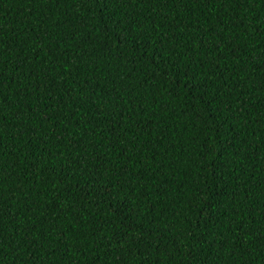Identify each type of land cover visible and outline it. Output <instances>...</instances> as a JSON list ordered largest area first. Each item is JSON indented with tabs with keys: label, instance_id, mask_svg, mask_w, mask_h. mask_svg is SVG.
<instances>
[{
	"label": "trees",
	"instance_id": "obj_1",
	"mask_svg": "<svg viewBox=\"0 0 264 264\" xmlns=\"http://www.w3.org/2000/svg\"><path fill=\"white\" fill-rule=\"evenodd\" d=\"M0 264H264V0H0Z\"/></svg>",
	"mask_w": 264,
	"mask_h": 264
},
{
	"label": "snow or ice",
	"instance_id": "obj_2",
	"mask_svg": "<svg viewBox=\"0 0 264 264\" xmlns=\"http://www.w3.org/2000/svg\"><path fill=\"white\" fill-rule=\"evenodd\" d=\"M106 3H120V0H106Z\"/></svg>",
	"mask_w": 264,
	"mask_h": 264
}]
</instances>
